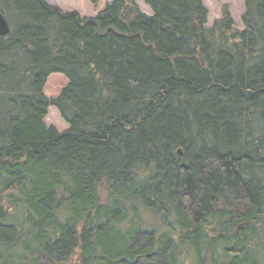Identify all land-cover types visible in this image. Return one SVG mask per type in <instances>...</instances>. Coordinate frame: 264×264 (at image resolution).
Returning <instances> with one entry per match:
<instances>
[{
	"label": "trees",
	"instance_id": "obj_1",
	"mask_svg": "<svg viewBox=\"0 0 264 264\" xmlns=\"http://www.w3.org/2000/svg\"><path fill=\"white\" fill-rule=\"evenodd\" d=\"M143 2L0 0V264H264V0Z\"/></svg>",
	"mask_w": 264,
	"mask_h": 264
},
{
	"label": "rangeland",
	"instance_id": "obj_2",
	"mask_svg": "<svg viewBox=\"0 0 264 264\" xmlns=\"http://www.w3.org/2000/svg\"><path fill=\"white\" fill-rule=\"evenodd\" d=\"M47 4L56 6L64 12H77L81 18H93L103 10L107 0H99L96 6H93L88 0H45ZM207 10V25L220 17L221 5H227L231 18L238 30H241V17L244 13L245 0H201ZM135 5L140 12L150 16L149 8L143 0H134ZM67 80L61 74H52L48 77L44 87V95L48 98L57 97L61 90L66 86ZM44 123L47 127H52L58 132L67 129V124L62 120L57 110L49 108Z\"/></svg>",
	"mask_w": 264,
	"mask_h": 264
},
{
	"label": "water",
	"instance_id": "obj_3",
	"mask_svg": "<svg viewBox=\"0 0 264 264\" xmlns=\"http://www.w3.org/2000/svg\"><path fill=\"white\" fill-rule=\"evenodd\" d=\"M9 33V27L8 24L3 17V15L0 13V36H6ZM178 155L181 156V151H177Z\"/></svg>",
	"mask_w": 264,
	"mask_h": 264
}]
</instances>
